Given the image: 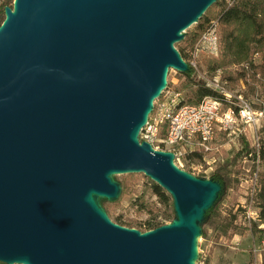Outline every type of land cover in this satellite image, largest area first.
Here are the masks:
<instances>
[{
	"label": "water",
	"instance_id": "water-1",
	"mask_svg": "<svg viewBox=\"0 0 264 264\" xmlns=\"http://www.w3.org/2000/svg\"><path fill=\"white\" fill-rule=\"evenodd\" d=\"M216 0H14L0 24V261L199 264L197 240L221 183L139 135L189 63L175 42ZM114 172L171 194V223L113 221Z\"/></svg>",
	"mask_w": 264,
	"mask_h": 264
},
{
	"label": "trees",
	"instance_id": "trees-1",
	"mask_svg": "<svg viewBox=\"0 0 264 264\" xmlns=\"http://www.w3.org/2000/svg\"><path fill=\"white\" fill-rule=\"evenodd\" d=\"M13 5V0H0V24L5 18V7ZM213 21L217 22L218 32L220 36L221 49L218 56H209L206 59L207 69L212 72L218 68H222L224 76L230 81H237L242 78L248 82L251 78L253 81L263 80L264 78V0H216L207 7L206 11L195 23L193 29L185 34L182 39L183 43L176 48L180 51L183 58L188 61V47H192L202 35L204 30ZM259 53L256 57L255 54ZM259 61H256L259 59ZM231 65H237V69L230 68ZM181 82L177 85L178 90L186 91L189 102H198L205 95L214 94L215 91L206 86L204 81L197 78L194 67L189 64L185 71H180ZM166 131L161 130V135H165ZM244 147L231 155L230 159L216 165L210 173V178L218 180L221 183V190L218 192L217 199L214 204L206 211L203 223H207L216 231L217 236L228 234L232 236L235 232L241 231L242 226L238 221L237 213L229 214L223 212L221 208V200L226 190L238 183V178L233 177L232 165L243 157L245 154H251L254 163L260 164L262 168L259 170L258 185L254 194L255 204L258 207V220L254 221L252 229H257L258 223H264V134L258 141V146H251L247 140H244ZM187 159H193L196 156L202 158V153L195 150L187 154ZM189 163V162H187ZM189 165V164H187ZM189 171V170H188ZM133 175V174H130ZM199 177H205L201 174ZM125 190L131 186L130 182L125 179L121 182ZM151 192L158 201L163 204L162 215L158 212L152 213L154 206L152 202H148L144 197ZM171 194L159 183L149 177L144 184V188L139 192L137 198L132 203L136 206L139 213L150 212L151 215L145 220L137 221L131 218H125L123 214H111V208L106 210L109 217L125 226L136 227L142 231L161 226L172 220L176 216L174 203L168 199ZM173 199V198H172ZM173 203V205H172ZM243 209V208H241ZM111 211V213H110ZM241 211V210H240ZM113 215V217L111 216ZM259 228V227H258ZM232 230V231H230ZM207 228L202 226V236H207ZM0 264H8L0 261ZM11 264V263H10ZM264 264V252H263Z\"/></svg>",
	"mask_w": 264,
	"mask_h": 264
},
{
	"label": "rangeland",
	"instance_id": "rangeland-1",
	"mask_svg": "<svg viewBox=\"0 0 264 264\" xmlns=\"http://www.w3.org/2000/svg\"><path fill=\"white\" fill-rule=\"evenodd\" d=\"M194 25L195 23L189 26L184 34L188 35V32L193 29ZM182 43L183 41L179 40L175 42V46L177 47ZM190 50L191 48L188 47L187 52L189 53ZM207 57H209L207 54L201 55L200 69L209 74L210 71L207 69L206 64ZM259 60L260 58L256 61ZM230 68L237 69L238 66L231 65ZM167 78L169 84L177 87L182 79L180 70L170 67ZM197 78L201 79L198 76ZM227 79L228 88L233 96H236L241 92L244 98H248L252 101L251 104L253 108L258 111L257 120L255 123L238 122V126L234 130L218 129L216 140L214 142L217 148L208 152L199 151L203 155L201 156L202 158L196 156L195 158L188 160L187 155L182 157V161L179 165L183 166L185 170H189L188 172H191L196 176L203 174L206 178H209L211 171L214 170L217 164L230 159L231 155L244 147V140H247L252 147H257L259 138L264 134V78L263 80L258 81H253L251 78L248 82H245L242 78H239L234 82L230 81L228 77ZM180 91L186 95V91ZM256 92H258L257 96ZM186 98H188L187 95ZM260 168H262V166H260L259 163H254L249 154L243 155V157L239 158L236 163L232 165V176L238 178V183L226 190L220 203L223 212H227L228 214L229 211L231 214L237 213L236 220L241 224L242 230L235 232L232 236H228V234L217 236L213 227L206 222L203 223L202 226L207 228L208 234L207 236H202V234L198 236V255L195 258L196 263L263 264L264 249L254 250V243L255 241L258 242L257 238L260 236L259 229L258 227L257 229H252L254 220L249 224L244 211L245 209H248V207L253 210L258 209L255 204V190H253L252 180L255 178V171H259ZM111 177L120 184L123 180L127 179L131 186L128 190H125L121 185V191L115 199L98 195L97 200L100 206L104 210H108L112 207V213L110 211L111 214H113V212L114 214L121 213L125 218H131L137 221H143L148 218L151 213L147 211L139 213L132 201L137 198L139 192L144 188V184L149 180V176L144 172H114L111 174ZM144 198L146 201L152 202L153 206L155 205L152 213L158 212L160 217V215H162L163 204L160 203L157 197L151 192H149ZM168 201L169 205L170 202H173L172 196H170ZM111 216L113 217V215ZM168 222L171 223L172 221L167 220V223ZM254 237H256L255 240Z\"/></svg>",
	"mask_w": 264,
	"mask_h": 264
},
{
	"label": "built area",
	"instance_id": "built-area-1",
	"mask_svg": "<svg viewBox=\"0 0 264 264\" xmlns=\"http://www.w3.org/2000/svg\"><path fill=\"white\" fill-rule=\"evenodd\" d=\"M220 47L218 25L213 21L191 47L187 61L194 67L195 74L215 93L205 95L198 102H189L182 91L168 82L156 98L154 108L140 133V140L149 141L154 148L174 152V161L178 165L182 157L195 150L208 152L217 148L214 142L218 129L234 130L238 122L255 123L257 120L258 111L253 108L252 101L244 98L241 92L233 96L222 68L209 74L200 69L201 55L218 56ZM255 56L258 57L259 53ZM177 100H184V107H177ZM162 129L166 131L164 136L161 135ZM258 174L259 171H255V178L251 179L255 192ZM244 211L249 224L252 220H258V210L248 207ZM258 224L260 236L258 242L254 243V250L264 249V223Z\"/></svg>",
	"mask_w": 264,
	"mask_h": 264
},
{
	"label": "bare ground",
	"instance_id": "bare-ground-1",
	"mask_svg": "<svg viewBox=\"0 0 264 264\" xmlns=\"http://www.w3.org/2000/svg\"><path fill=\"white\" fill-rule=\"evenodd\" d=\"M177 107H184V100H177Z\"/></svg>",
	"mask_w": 264,
	"mask_h": 264
}]
</instances>
